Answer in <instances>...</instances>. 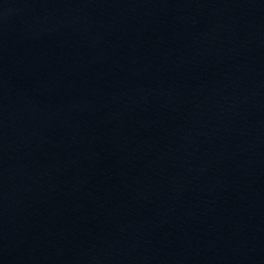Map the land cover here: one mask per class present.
I'll return each mask as SVG.
<instances>
[{
    "label": "water",
    "instance_id": "obj_1",
    "mask_svg": "<svg viewBox=\"0 0 264 264\" xmlns=\"http://www.w3.org/2000/svg\"><path fill=\"white\" fill-rule=\"evenodd\" d=\"M0 264H264V0H0Z\"/></svg>",
    "mask_w": 264,
    "mask_h": 264
}]
</instances>
